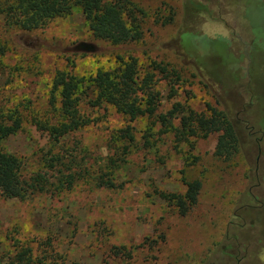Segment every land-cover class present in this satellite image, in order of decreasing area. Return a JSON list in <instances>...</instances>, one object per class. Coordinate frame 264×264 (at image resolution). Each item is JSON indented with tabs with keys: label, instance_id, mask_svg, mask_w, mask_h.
<instances>
[{
	"label": "rangeland",
	"instance_id": "obj_1",
	"mask_svg": "<svg viewBox=\"0 0 264 264\" xmlns=\"http://www.w3.org/2000/svg\"><path fill=\"white\" fill-rule=\"evenodd\" d=\"M131 1L143 35L117 46L94 39L79 9L29 32L0 12V111L17 109L23 121L3 149L49 185L58 174L44 159L53 154L80 173L60 193L0 197L3 264L19 246L39 258L49 241L55 260L44 264H264V0H193L199 9L187 0ZM117 55L176 71L179 78L156 81L155 117L129 121L86 97L89 124L58 142L30 122L48 116L56 72L89 83L115 68ZM175 107L171 128L163 126L157 117ZM210 109L237 133L228 161L214 154L218 134L178 132L181 117ZM127 128L132 141L120 138ZM106 169L113 188L94 181ZM193 180L201 183L197 204L181 216L161 195H182Z\"/></svg>",
	"mask_w": 264,
	"mask_h": 264
},
{
	"label": "trees",
	"instance_id": "obj_2",
	"mask_svg": "<svg viewBox=\"0 0 264 264\" xmlns=\"http://www.w3.org/2000/svg\"><path fill=\"white\" fill-rule=\"evenodd\" d=\"M187 1L193 8H201L193 0ZM74 9L81 11L91 36L96 40L117 46L135 43L142 38L138 17L141 11L131 0H2L0 4V12L25 32L38 29L50 19L68 16ZM116 63L115 68L98 70L89 83L72 73L56 72L52 80L48 116L37 119L38 116L34 115L30 122L38 130L48 133L53 142H58L59 138L89 124L90 121L81 111L82 98L86 97L91 106L110 105L129 121L143 115L155 117L160 100L155 90L156 81L161 76L167 78L171 74L179 78L176 71L154 61L146 69H141L137 59L130 55L126 58L117 55ZM86 90H90V97L82 96ZM177 112L175 107L157 118L163 126L171 128V121ZM22 122L17 109L8 113L0 111V197L22 201L35 193L49 191L54 194L70 189L80 178V173L76 174L71 167L65 166L58 155L44 159L46 170L58 174V179L49 185L41 173L25 174L22 161L3 149L2 143L21 129ZM129 129L122 131L121 139L133 140ZM178 132L187 137L218 134L214 154L222 160H230L237 151L238 137L233 124L224 112L215 109H210L208 116L190 112L188 116L181 117ZM120 148L125 152L128 145ZM115 162L112 161L113 164ZM108 175V170L103 171L94 178L95 183L100 187L113 188L112 180L105 179ZM200 188L198 180L186 181L184 194H162L161 197L172 204L181 216H185L197 204ZM15 248L8 264H44L48 258L55 260L50 241L43 244V253L39 258H33L31 249L27 247ZM115 250V254H118L119 249ZM0 264H3L1 258Z\"/></svg>",
	"mask_w": 264,
	"mask_h": 264
}]
</instances>
